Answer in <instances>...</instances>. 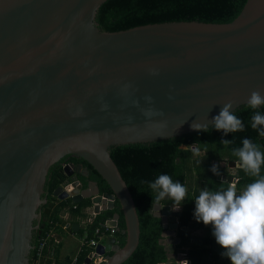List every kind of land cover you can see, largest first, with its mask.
Returning a JSON list of instances; mask_svg holds the SVG:
<instances>
[{
	"label": "water",
	"instance_id": "1",
	"mask_svg": "<svg viewBox=\"0 0 264 264\" xmlns=\"http://www.w3.org/2000/svg\"><path fill=\"white\" fill-rule=\"evenodd\" d=\"M106 1L0 0V264H30L34 224L51 208L47 175L65 156L86 162L109 191L71 178L66 167L69 184L53 195L86 201L95 215L118 206L120 214L105 222L120 231L122 218L124 245L110 237L96 252L105 264H123L138 247L140 225L109 148L199 133L225 103L234 112L252 91L264 95V0H246L227 24L165 22L117 32L96 23ZM193 122L208 127L194 131ZM217 180L235 184L231 176ZM161 203L155 196L151 211L164 238L180 229L181 213ZM160 264H173L168 253Z\"/></svg>",
	"mask_w": 264,
	"mask_h": 264
},
{
	"label": "trees",
	"instance_id": "2",
	"mask_svg": "<svg viewBox=\"0 0 264 264\" xmlns=\"http://www.w3.org/2000/svg\"><path fill=\"white\" fill-rule=\"evenodd\" d=\"M245 2L246 0H107L97 12L96 23L100 30L106 32L123 31L137 26L165 22L197 21L227 24L238 16ZM256 111L264 114V105L258 109H252L245 105L234 111V114L244 123V130L241 132L225 135L223 132L210 127L199 133L166 141L109 148L110 157L117 166L133 198L140 225L138 247L123 264H160L166 262L167 253L165 247L160 243L164 231L162 221L161 218L154 216L151 211L154 198L157 195L148 188L147 183H142L143 181H154L161 174H167L174 181L183 185L188 183L186 198L181 205L180 227L183 230L180 228L178 232L180 238L178 247L190 244L187 254L190 264H202L206 261L208 253H212V248L207 246L214 243L211 234L191 238L187 232H184L188 225L194 228L206 227L202 223H197L193 217L194 199L204 188L215 191L228 187L227 183L218 181V175H214L210 171L213 160L220 161L226 156L228 160L237 162L232 151L242 147V140L246 138L253 140L260 145L261 150H264V137L258 134L259 129L254 130L251 127V116ZM224 140L230 141V143H222ZM195 144L205 151L206 154L203 159L193 158V152L190 148ZM181 145H186L187 149H180ZM73 161L75 163L82 162L87 167L90 172V179L98 182L102 193L109 191L107 185L86 162L75 157ZM62 169L58 163L49 169L44 188L45 194H53L60 183L65 180ZM223 173L222 171L219 174L223 175ZM261 174L264 175V167L261 169ZM237 175L242 177L240 184H244V182L248 184L247 182L250 183L253 180L242 169L237 170ZM70 204L69 199L51 203L49 215L44 216L42 214L39 223L34 224V226H38V230L34 232L33 244L39 237L38 233L40 237L47 233L51 226L50 223L58 224L61 222L59 213L69 209ZM162 204L171 206L173 202L166 197ZM84 206H88L86 201H82L75 208L79 209ZM45 207L46 205L42 208V213ZM116 213L120 214L118 206L111 211L102 213V215H96L92 223L88 225V234L91 235L95 227ZM119 227L120 231L115 234V237L118 245L122 247L125 242V235L121 232L124 229L122 218H120ZM212 254L214 259L217 258L215 253ZM70 259H59L55 251L52 259L45 255L38 264H69ZM84 259L85 254L79 257V263L84 262ZM30 264H36L34 263L33 252L30 254Z\"/></svg>",
	"mask_w": 264,
	"mask_h": 264
},
{
	"label": "clouds",
	"instance_id": "3",
	"mask_svg": "<svg viewBox=\"0 0 264 264\" xmlns=\"http://www.w3.org/2000/svg\"><path fill=\"white\" fill-rule=\"evenodd\" d=\"M264 105V95L260 90L250 93L247 106L258 109ZM231 101L225 103L219 114L214 116L211 125L225 135L244 130L243 121L231 109ZM194 131H201L207 125L193 122ZM251 127L259 129L264 137V114L259 111L251 116ZM224 144L230 141H222ZM199 155L200 148H195ZM232 155L237 158L239 167L250 177L252 182L242 189L236 184H229L226 189H202L194 199L193 217L197 223L211 226L212 236L216 244L223 250L222 256L230 264H264V150L251 139H243L242 147L233 149ZM210 171L219 175L218 166L213 165ZM148 188L156 193L160 200L166 197L173 202L172 210L178 211L186 198L187 189L167 174L158 175L154 181H143ZM177 264H188L187 260Z\"/></svg>",
	"mask_w": 264,
	"mask_h": 264
},
{
	"label": "crops",
	"instance_id": "4",
	"mask_svg": "<svg viewBox=\"0 0 264 264\" xmlns=\"http://www.w3.org/2000/svg\"><path fill=\"white\" fill-rule=\"evenodd\" d=\"M188 189V188H187ZM82 203V202H81ZM79 203H71L69 209L67 210H62L59 213V219L61 220V222H59L58 224H56V227L54 229V234L55 237L59 240V245H60V249H57L56 245H55V251L57 252V255L59 257V259H64V258H72L70 255L67 254L66 250L62 251L63 247V242L61 239V235H67L69 236V238H72L73 240H76V235L79 234V236H81L85 231H88V225L90 224V220L93 219V217H95V215H93V212L91 211V209H88L89 207L84 206V207H80L79 209L75 208L76 205H78ZM74 205V206H73ZM173 211V210H172ZM182 208L180 207V209L176 212H180L181 213ZM99 215H102V213H100ZM108 219H106L105 221H107ZM76 224L78 231L77 232H73L72 231V225ZM64 227V229L60 230L61 227ZM180 226V223H179ZM181 230V229H180ZM178 231L172 233V232H168L166 233V237L162 238L160 243L165 247V249H167V253H168V257H169V262L175 264L178 261H180L181 257H180V253L182 252H186L188 254V251L190 249V244H188L187 246H183V247H178L179 243H180V238L178 237ZM184 232H187L189 237L194 238V237H204L206 236L208 233L211 234V239L214 240V243L211 245H208L207 247L210 248L211 246L214 248L212 250V253H215L217 258H215L214 260L216 261L217 264H230L229 261H227L223 256H222V252L223 250L216 244L215 242V238L212 236V228L211 226H207V227H201V228H194L191 227V225H188V227H185ZM173 238H171V237ZM175 238H179V240L175 239ZM175 239L176 241H178L176 244H171V240ZM67 248V247H66ZM210 253L212 256L213 254ZM209 254V253H208ZM77 255V253H76ZM75 255V256H76ZM214 258V256H213ZM202 264H206V261H204V263Z\"/></svg>",
	"mask_w": 264,
	"mask_h": 264
},
{
	"label": "built area",
	"instance_id": "5",
	"mask_svg": "<svg viewBox=\"0 0 264 264\" xmlns=\"http://www.w3.org/2000/svg\"><path fill=\"white\" fill-rule=\"evenodd\" d=\"M95 215V214H93ZM96 217V215H95ZM93 217V219L95 218ZM92 220H90V224L92 223ZM51 226L47 233L40 237H37L35 240V243L32 245V250L31 252L34 253V263L38 264L45 255L49 258L52 259L54 257L55 253V245L59 242V240L55 237L54 234V228L56 227V224L50 223ZM37 230H38V226ZM117 229L115 227H107L106 222L99 224L97 227H95L91 235L88 234V231H85L81 237L83 238L81 247L79 249V252L77 253L76 256L70 259L69 264H83L79 263V257L83 254H85V258H89V263L88 264H105V259L103 256L97 254L96 248L99 244H104L106 239L110 237H115V234L117 233ZM116 243L117 238H116ZM181 260H187L188 264H190V261L187 257V253L182 252L179 254ZM225 258V257H224ZM227 260V258H225ZM228 261V260H227ZM176 264V263H175ZM206 264H217L216 261L214 260L213 256L209 253L207 258H206Z\"/></svg>",
	"mask_w": 264,
	"mask_h": 264
},
{
	"label": "flooded vegetation",
	"instance_id": "6",
	"mask_svg": "<svg viewBox=\"0 0 264 264\" xmlns=\"http://www.w3.org/2000/svg\"><path fill=\"white\" fill-rule=\"evenodd\" d=\"M182 147V148H181ZM199 147L198 145H192L191 146V150L193 152V158L195 159H203V156H205V151L204 150H201L200 149V153L199 155H197L195 153V148ZM200 148V147H199ZM180 149L182 150H185L187 149V146L186 145H181L180 146ZM76 158V157H75ZM74 159V156H65L63 157L59 162L58 164L60 165V167H62V172L65 176V180L60 183L59 186H62L64 188V186H66L67 184H69L68 182L70 181L71 178L74 177V179H77L79 180L82 184H84L85 181L87 182H90V181H93L90 179V172L89 170L87 169V167H85V165L82 163V162H79V163H75V161H73ZM230 162H233V161H230L228 160V158L226 156H224V159L220 160V161H216V160H213L211 165H217L218 166V172L221 173L222 171L224 172L223 173V176H231L234 180H235V184L237 185V188L238 190L241 188H243L245 185H246V182H244V184H240L241 180H242V177H239L237 175V170L238 169H241V168H233L231 169L229 167V163ZM237 163V162H235ZM68 167V170L67 172H69L71 175V178L69 179L65 173H64V168ZM79 171V173H78ZM233 172V173H232ZM84 175H87V178L84 177ZM222 182V181H221ZM224 183V182H223ZM249 183V182H247ZM228 184V183H227ZM229 185V184H228ZM85 188V187H84ZM44 198L46 200V203L48 204H51V203H56L58 202L59 200L57 199V197H55L53 194H45L44 195ZM82 202V201H81ZM80 202V203H81ZM162 203H163V200H162ZM161 203V204H162ZM163 205V204H162ZM173 205H171L172 207ZM92 211V210H91ZM93 212V211H92ZM179 228H181L179 226Z\"/></svg>",
	"mask_w": 264,
	"mask_h": 264
},
{
	"label": "rangeland",
	"instance_id": "7",
	"mask_svg": "<svg viewBox=\"0 0 264 264\" xmlns=\"http://www.w3.org/2000/svg\"><path fill=\"white\" fill-rule=\"evenodd\" d=\"M184 186L187 189L188 188V183H185ZM61 229L63 230L64 227L62 226L60 228V230ZM61 239H62V242H63V247H61L62 251L66 250L67 254L70 255L73 258L76 255V253L79 252V249L81 247V243H82L83 238L81 236H79V234H77L76 235V240H73L72 238H69V236H67V235H61ZM214 246H215V243H214ZM56 247H57V249H60L59 243L56 244ZM210 248H212V250H213L214 247L211 246ZM214 251H215V248H214Z\"/></svg>",
	"mask_w": 264,
	"mask_h": 264
}]
</instances>
